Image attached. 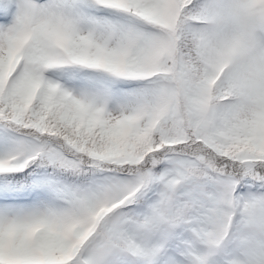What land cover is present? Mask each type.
<instances>
[{"label": "snow or ice", "instance_id": "snow-or-ice-1", "mask_svg": "<svg viewBox=\"0 0 264 264\" xmlns=\"http://www.w3.org/2000/svg\"><path fill=\"white\" fill-rule=\"evenodd\" d=\"M0 264H264V0H0Z\"/></svg>", "mask_w": 264, "mask_h": 264}]
</instances>
